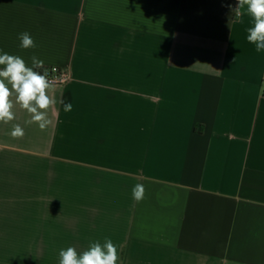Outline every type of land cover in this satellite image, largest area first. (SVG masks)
<instances>
[{
    "label": "crops",
    "instance_id": "0c3cea01",
    "mask_svg": "<svg viewBox=\"0 0 264 264\" xmlns=\"http://www.w3.org/2000/svg\"><path fill=\"white\" fill-rule=\"evenodd\" d=\"M237 6L0 0V54L70 74L45 130L0 123V264L106 239L117 264H264V49Z\"/></svg>",
    "mask_w": 264,
    "mask_h": 264
},
{
    "label": "clouds",
    "instance_id": "9594fccd",
    "mask_svg": "<svg viewBox=\"0 0 264 264\" xmlns=\"http://www.w3.org/2000/svg\"><path fill=\"white\" fill-rule=\"evenodd\" d=\"M251 16L252 26L247 29V41L255 45L256 51L264 49V0H238L234 10L235 19L239 20L242 11ZM21 47L24 49L35 47L30 34H20ZM32 66H28L24 59L7 53L0 54V123L8 124L15 119L13 109L19 107L30 115L26 124H37L41 131L51 123L48 110L56 104L55 98L49 93L53 90V82L49 79V72L44 68V62L33 56ZM43 69V72L38 71ZM65 113L71 112V102L64 103ZM10 135L14 139L24 136V129L14 124ZM146 189L143 184H136L132 189L133 199L139 203L145 198ZM59 264H117L119 254L111 239L103 244L93 242L83 252L78 253L74 247L61 249Z\"/></svg>",
    "mask_w": 264,
    "mask_h": 264
},
{
    "label": "built area",
    "instance_id": "2783aa9c",
    "mask_svg": "<svg viewBox=\"0 0 264 264\" xmlns=\"http://www.w3.org/2000/svg\"><path fill=\"white\" fill-rule=\"evenodd\" d=\"M70 78V74L61 68H55L52 74H49V79L52 80L53 84H64Z\"/></svg>",
    "mask_w": 264,
    "mask_h": 264
},
{
    "label": "trees",
    "instance_id": "16d2710c",
    "mask_svg": "<svg viewBox=\"0 0 264 264\" xmlns=\"http://www.w3.org/2000/svg\"><path fill=\"white\" fill-rule=\"evenodd\" d=\"M44 68H46L48 70L49 74H52L54 72V69H55V67H45V66H44ZM38 71L43 72V69H39Z\"/></svg>",
    "mask_w": 264,
    "mask_h": 264
}]
</instances>
